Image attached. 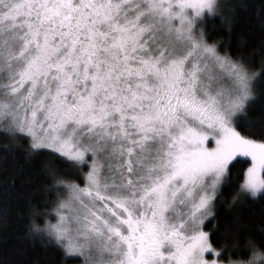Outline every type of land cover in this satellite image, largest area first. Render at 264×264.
Masks as SVG:
<instances>
[{"label":"snow or ice","instance_id":"1","mask_svg":"<svg viewBox=\"0 0 264 264\" xmlns=\"http://www.w3.org/2000/svg\"><path fill=\"white\" fill-rule=\"evenodd\" d=\"M239 7L0 0L2 130L29 141L26 159L48 152L71 173L38 170L66 196L55 223L30 219L27 238L82 264H264V227L241 211L259 204L264 219V116L252 115L261 73L205 28L215 19L233 31ZM233 184L230 224L212 233L230 243L215 246L205 228Z\"/></svg>","mask_w":264,"mask_h":264},{"label":"trees","instance_id":"2","mask_svg":"<svg viewBox=\"0 0 264 264\" xmlns=\"http://www.w3.org/2000/svg\"><path fill=\"white\" fill-rule=\"evenodd\" d=\"M240 5L235 17L233 31L220 28L219 20H208L205 24L209 42H219L221 52L227 50L235 54L238 50L250 58L252 70L260 72L257 79V99L253 102L252 115L264 116V0H231ZM6 126L0 121V264H82L80 258L62 259L60 251L52 246H45L40 239L27 238L25 233L30 219L43 225L45 220L54 217L59 200L65 197L63 189L55 187L52 176L38 171L46 163L65 178L71 175L66 163H53L48 152H42L35 160L25 158L29 141L23 137H12L2 129ZM7 146V147H6ZM250 161L235 165V178L246 170ZM87 171V169H84ZM83 183L79 177H72ZM49 189H52L49 191ZM236 184L231 188H222L220 195L223 203L217 199L214 209L216 219L205 228L210 232V239L215 246L230 243L219 239L214 229L225 231L232 219L226 214L227 204L235 193ZM31 201L29 203V199ZM255 215H249V209H242V220L253 229L264 227V219L259 211L260 205L254 204ZM39 213L33 216V213Z\"/></svg>","mask_w":264,"mask_h":264},{"label":"rangeland","instance_id":"3","mask_svg":"<svg viewBox=\"0 0 264 264\" xmlns=\"http://www.w3.org/2000/svg\"><path fill=\"white\" fill-rule=\"evenodd\" d=\"M2 123L7 127V125L2 121ZM211 146V145H209ZM65 196H66V193H65ZM57 221V215H56V212L54 211V217H53V220H51L50 222L51 223H55ZM206 231V230H205ZM211 258V257H210Z\"/></svg>","mask_w":264,"mask_h":264}]
</instances>
